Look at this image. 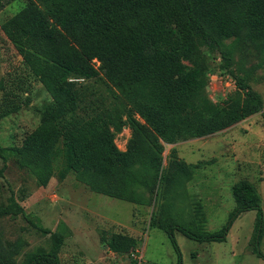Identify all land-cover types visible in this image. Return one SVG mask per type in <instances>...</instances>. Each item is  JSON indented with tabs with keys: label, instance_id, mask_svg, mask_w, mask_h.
Instances as JSON below:
<instances>
[{
	"label": "trees",
	"instance_id": "trees-1",
	"mask_svg": "<svg viewBox=\"0 0 264 264\" xmlns=\"http://www.w3.org/2000/svg\"><path fill=\"white\" fill-rule=\"evenodd\" d=\"M17 1L0 0V11ZM244 29L254 41L264 40V0H25L0 31L52 104L21 146L8 151L41 187L72 174L93 193L133 204L142 203L140 187L182 188L197 166L175 150L163 165L164 144L211 136L263 109L262 96L243 77L233 76L239 91L223 104L212 102L206 89L204 54L217 53L232 75L226 41ZM92 80L105 90L91 87ZM15 100L3 94L0 119L27 104ZM123 127L130 137L120 151L114 135ZM5 151L0 145V157ZM231 192L235 208L219 231L177 224L166 209L151 221L169 238L177 264L175 231L198 243L224 242L249 211L257 213L253 254L264 260L261 197L246 180ZM52 241L49 252L28 253L22 264H59L62 237L53 234ZM101 242L117 254L136 245L121 233L103 234Z\"/></svg>",
	"mask_w": 264,
	"mask_h": 264
},
{
	"label": "rangeland",
	"instance_id": "rangeland-1",
	"mask_svg": "<svg viewBox=\"0 0 264 264\" xmlns=\"http://www.w3.org/2000/svg\"><path fill=\"white\" fill-rule=\"evenodd\" d=\"M24 4L18 0L0 11V26ZM235 39L226 41L232 75L217 53L204 54L208 96L223 104L237 94V75L262 96V111L211 136L164 144L163 165L175 150L178 159L197 166L192 180L172 192L163 186L140 187L142 203L133 204L93 193L72 174L64 180L55 175L41 187L17 166L8 150L21 146L41 124L52 99L0 31V99L7 92L15 101L27 100L17 113L0 119V145L7 150L0 157V264H22L28 253L49 252L53 234L62 237L59 264H177L169 238L151 221L162 219L166 209L177 224L219 231L235 208L232 187L242 180L252 183L261 197L259 250L264 255V40L254 41L245 29ZM89 85L105 90L101 80ZM129 137L125 127L115 133L120 151ZM256 217L255 211L241 214L220 243H198L175 231L182 264H264L253 254ZM112 233L130 236L134 249L117 254L101 242L103 234Z\"/></svg>",
	"mask_w": 264,
	"mask_h": 264
}]
</instances>
